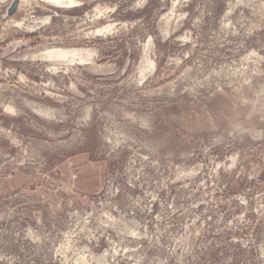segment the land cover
Segmentation results:
<instances>
[{
  "label": "rangeland",
  "instance_id": "1",
  "mask_svg": "<svg viewBox=\"0 0 264 264\" xmlns=\"http://www.w3.org/2000/svg\"><path fill=\"white\" fill-rule=\"evenodd\" d=\"M18 1L0 264H264V0Z\"/></svg>",
  "mask_w": 264,
  "mask_h": 264
},
{
  "label": "bare ground",
  "instance_id": "2",
  "mask_svg": "<svg viewBox=\"0 0 264 264\" xmlns=\"http://www.w3.org/2000/svg\"><path fill=\"white\" fill-rule=\"evenodd\" d=\"M44 1L58 8H68L69 9V8H76L79 6V4L73 0H44ZM66 55H67L66 53H63L62 55H60V57L65 58Z\"/></svg>",
  "mask_w": 264,
  "mask_h": 264
},
{
  "label": "water",
  "instance_id": "3",
  "mask_svg": "<svg viewBox=\"0 0 264 264\" xmlns=\"http://www.w3.org/2000/svg\"><path fill=\"white\" fill-rule=\"evenodd\" d=\"M18 4H19L18 0H13V3L11 5V8H10L9 13H8L10 16L17 9Z\"/></svg>",
  "mask_w": 264,
  "mask_h": 264
}]
</instances>
